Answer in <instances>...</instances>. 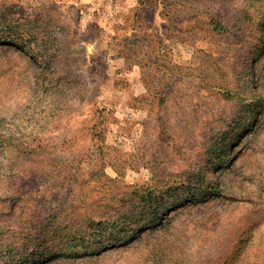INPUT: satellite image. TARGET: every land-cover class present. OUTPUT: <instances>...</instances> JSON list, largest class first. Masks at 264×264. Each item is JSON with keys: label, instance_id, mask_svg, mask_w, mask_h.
<instances>
[{"label": "rangeland", "instance_id": "374dc122", "mask_svg": "<svg viewBox=\"0 0 264 264\" xmlns=\"http://www.w3.org/2000/svg\"><path fill=\"white\" fill-rule=\"evenodd\" d=\"M0 23V264H264V0Z\"/></svg>", "mask_w": 264, "mask_h": 264}, {"label": "trees", "instance_id": "16d2710c", "mask_svg": "<svg viewBox=\"0 0 264 264\" xmlns=\"http://www.w3.org/2000/svg\"><path fill=\"white\" fill-rule=\"evenodd\" d=\"M17 20H13V23H15ZM0 25H2L0 23ZM8 27H10V25H8ZM12 27V25H11ZM10 33V32H9ZM12 34H4L3 30L0 29V41H9V42H13L15 43L18 47L23 48L26 44V41L28 39H30V41H33L32 39V34H29L30 36H28L27 38H19V36H17L15 34V29L13 31H11Z\"/></svg>", "mask_w": 264, "mask_h": 264}]
</instances>
